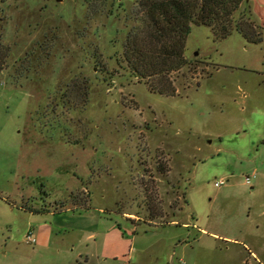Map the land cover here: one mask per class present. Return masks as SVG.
Instances as JSON below:
<instances>
[{"label":"rangeland","instance_id":"rangeland-1","mask_svg":"<svg viewBox=\"0 0 264 264\" xmlns=\"http://www.w3.org/2000/svg\"><path fill=\"white\" fill-rule=\"evenodd\" d=\"M137 2L0 0V264H264V0L174 96L124 62Z\"/></svg>","mask_w":264,"mask_h":264},{"label":"trees","instance_id":"trees-1","mask_svg":"<svg viewBox=\"0 0 264 264\" xmlns=\"http://www.w3.org/2000/svg\"><path fill=\"white\" fill-rule=\"evenodd\" d=\"M245 2L138 0L135 24L129 29L123 46V59L130 76L148 83L158 80L153 90L174 96L176 91L170 76L188 63L186 43L193 26L210 28L216 40L227 39L237 32L249 44L262 43L263 34L252 19H235ZM4 55L0 58V74L4 69Z\"/></svg>","mask_w":264,"mask_h":264},{"label":"built area","instance_id":"built-area-1","mask_svg":"<svg viewBox=\"0 0 264 264\" xmlns=\"http://www.w3.org/2000/svg\"><path fill=\"white\" fill-rule=\"evenodd\" d=\"M256 176H257L256 173H254L253 175H250V176H246L245 183L247 185H252V182L256 178ZM225 184H226V181L224 179H220V180H218V181L215 182V186L216 187H221V186H223ZM26 241L28 243H35L36 242V240L34 239V236H33L32 233H29L26 236Z\"/></svg>","mask_w":264,"mask_h":264},{"label":"water","instance_id":"water-1","mask_svg":"<svg viewBox=\"0 0 264 264\" xmlns=\"http://www.w3.org/2000/svg\"><path fill=\"white\" fill-rule=\"evenodd\" d=\"M60 1H62V0H57V2H60Z\"/></svg>","mask_w":264,"mask_h":264}]
</instances>
